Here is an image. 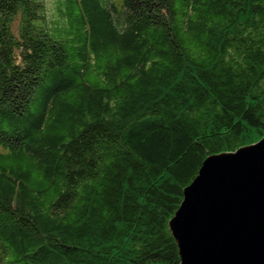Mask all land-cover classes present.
I'll return each mask as SVG.
<instances>
[{
  "label": "trees",
  "instance_id": "obj_1",
  "mask_svg": "<svg viewBox=\"0 0 264 264\" xmlns=\"http://www.w3.org/2000/svg\"><path fill=\"white\" fill-rule=\"evenodd\" d=\"M59 1L0 0V264H178L182 190L264 136V0Z\"/></svg>",
  "mask_w": 264,
  "mask_h": 264
},
{
  "label": "water",
  "instance_id": "obj_2",
  "mask_svg": "<svg viewBox=\"0 0 264 264\" xmlns=\"http://www.w3.org/2000/svg\"><path fill=\"white\" fill-rule=\"evenodd\" d=\"M167 228L178 264H264V136L206 157Z\"/></svg>",
  "mask_w": 264,
  "mask_h": 264
},
{
  "label": "rangeland",
  "instance_id": "obj_3",
  "mask_svg": "<svg viewBox=\"0 0 264 264\" xmlns=\"http://www.w3.org/2000/svg\"><path fill=\"white\" fill-rule=\"evenodd\" d=\"M118 0H111V2H113V3H116ZM49 3H50V0H44V5H45V11H46V13H47V17L48 18H50V20L51 21H53L52 20V18H53V15H52V12H53V0H51V5H52V8L50 7V5H49ZM61 7V9L60 10H66V7H67V5H66V3L63 1V0H61V1H59V4H58V6L57 7H55V9L54 10H57L58 11V9ZM62 28V27H61Z\"/></svg>",
  "mask_w": 264,
  "mask_h": 264
}]
</instances>
